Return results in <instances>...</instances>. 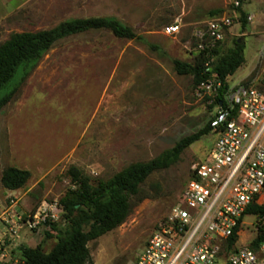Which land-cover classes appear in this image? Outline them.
Masks as SVG:
<instances>
[{"label":"rangeland","instance_id":"obj_1","mask_svg":"<svg viewBox=\"0 0 264 264\" xmlns=\"http://www.w3.org/2000/svg\"><path fill=\"white\" fill-rule=\"evenodd\" d=\"M235 1L0 0V43L15 33L90 17H114L145 41L117 39L99 30L75 35L56 43L31 70L17 68L6 86L5 90L14 91L0 109V202L13 206L12 217H21L12 226L17 227L14 232L29 233V246L40 245L49 252L58 231L66 227L60 200L74 189L70 168L92 184L106 181L131 163L156 158L208 123L213 104L196 95L191 76L178 75L172 61L193 62L198 54L193 31L209 11L219 9L222 15H236L221 49L232 47L236 39L245 44L246 64L227 79L229 87L240 83L264 47V0H242L245 28ZM170 24L179 25L180 32L165 35L164 27ZM262 62L258 59L248 78L261 79ZM214 140L211 133L201 138L174 165L144 181L139 194L130 198L131 212L124 222L87 244L91 264H131L135 260L151 232L179 200L193 167L202 162ZM9 168L30 173L22 188H3L1 177ZM260 202L264 205V191ZM44 203L57 205V217L30 231L25 220ZM256 230L254 218L244 216L236 246H248ZM17 234L13 236L19 243ZM5 239L10 235H2L1 246ZM214 264L227 261L218 258Z\"/></svg>","mask_w":264,"mask_h":264},{"label":"built area","instance_id":"obj_2","mask_svg":"<svg viewBox=\"0 0 264 264\" xmlns=\"http://www.w3.org/2000/svg\"><path fill=\"white\" fill-rule=\"evenodd\" d=\"M238 6L237 0L234 7ZM235 18L221 14L201 21L192 34L195 51L222 43ZM179 32L177 24L164 27L167 36ZM258 59L264 62V48ZM204 66L209 73V64ZM219 89L221 83L212 73L196 87V95L214 106L208 121L214 143L202 162L193 167L179 200L131 264H214L218 258L227 264H264V235L257 248L237 247V242L228 248V240L238 235L246 215L254 218L257 230L264 231V216L247 214L250 206L262 204L264 191V69L259 81L237 83L217 100ZM57 212V205L41 204L29 213L25 225L32 231L48 219H56ZM19 220L14 214L13 221L6 223L15 225Z\"/></svg>","mask_w":264,"mask_h":264},{"label":"trees","instance_id":"obj_3","mask_svg":"<svg viewBox=\"0 0 264 264\" xmlns=\"http://www.w3.org/2000/svg\"><path fill=\"white\" fill-rule=\"evenodd\" d=\"M239 6L234 7L239 13L242 28H245V14ZM222 10L208 12V17L221 15ZM236 14V13H235ZM108 31L115 38L132 40L145 43L144 39L137 35L131 27L122 24L114 17H90L74 18L60 22L51 29L36 32H22L12 34L6 41L0 43V109L9 101L14 89L5 90L13 79L17 68L27 66L31 70L42 55L49 51L56 43L69 37L96 31ZM152 50H159L157 46L147 44ZM245 44L242 39H236L232 47L222 50L221 43L214 48L201 51L192 63L173 60L174 71L178 75H189L192 78L193 87L208 79L209 74H216L221 89L218 98L229 89L227 79L241 68L246 60L244 55ZM211 67L209 73L205 72V64ZM26 71L22 80L28 73ZM247 80H251V77ZM5 90L2 94V91ZM211 133L209 123L201 130L180 139L173 147L164 151L156 158L147 162L131 163L117 172L106 181H98L95 184L89 182L75 168H70L68 174L71 177L74 189L68 191L60 203L67 220V225L62 231H58L56 242L49 252H44L40 245L31 248L25 245L18 247L19 262L17 264H91L87 244L90 241L114 230L121 225L131 212L130 198L137 196L144 181L154 172L168 169L176 163L180 155L192 144ZM30 177L25 170L15 168L6 169L1 177L3 188L14 191L22 188ZM247 214L264 216V205H252L247 209ZM264 229V226H263ZM55 230V227H52ZM238 228L235 229V232ZM264 235V231L258 228L255 238L249 246L257 248ZM46 236H49L46 233ZM238 240V235L228 240V248ZM1 264H14L4 262Z\"/></svg>","mask_w":264,"mask_h":264},{"label":"crops","instance_id":"obj_4","mask_svg":"<svg viewBox=\"0 0 264 264\" xmlns=\"http://www.w3.org/2000/svg\"><path fill=\"white\" fill-rule=\"evenodd\" d=\"M257 62H258V58L252 62V66H251L248 74L246 75V77L244 79L240 80L239 82L245 80L246 78H248L251 75L252 71L256 67ZM245 64H246V62H245ZM11 210H13V206L8 207V206H6V204H2L0 202V241H1L2 235H4V234L10 235V239H5L2 246L0 245L1 246L0 247V264L4 263V262L15 263L17 261V259L19 260L18 247L20 245L23 244L27 247H31L27 244V239L30 236L29 233L22 231V230L16 231L18 233L17 236L20 239L19 243H16L17 241H16V239H14V236H13L16 233L12 235V231L14 230L15 227L12 226L11 223H9V224L6 223V221L7 222L13 221V217H12L13 213ZM31 248H34V247H31Z\"/></svg>","mask_w":264,"mask_h":264}]
</instances>
